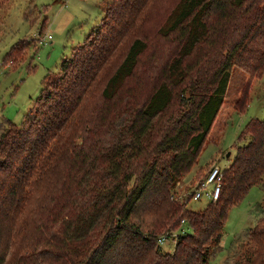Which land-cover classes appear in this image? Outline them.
Listing matches in <instances>:
<instances>
[{
	"label": "trees",
	"instance_id": "trees-1",
	"mask_svg": "<svg viewBox=\"0 0 264 264\" xmlns=\"http://www.w3.org/2000/svg\"><path fill=\"white\" fill-rule=\"evenodd\" d=\"M152 2L107 3L86 41L46 74L25 125L7 121L0 264H209L230 208L252 186L264 192V119H251L222 171L218 199L193 211L185 204L192 191L174 196L231 69L249 79L239 112L250 81L264 73V0H179L150 35ZM256 210L235 264H264V204ZM174 232L173 250H163L158 239Z\"/></svg>",
	"mask_w": 264,
	"mask_h": 264
},
{
	"label": "rangeland",
	"instance_id": "rangeland-1",
	"mask_svg": "<svg viewBox=\"0 0 264 264\" xmlns=\"http://www.w3.org/2000/svg\"><path fill=\"white\" fill-rule=\"evenodd\" d=\"M111 1L0 0V134L7 121L19 127L25 125V115L39 95L46 74L56 73L60 59L70 55L72 46L86 41L84 37L99 23L102 9L104 11ZM178 1L153 0L144 32L154 35ZM122 55L113 57L115 64L113 66V60L109 73ZM230 74L224 101L196 163L174 187V196L178 200L189 196L203 181L211 165L216 164L220 169L227 167L236 146L241 144L238 137L247 122L264 119V73L250 81L247 103L240 112L236 102L240 106L248 75L238 67H233ZM245 142L246 139L242 143ZM208 202L203 197L200 200L189 199L185 204L187 208L198 211ZM258 203L264 204V192L261 187L252 186L243 200L230 208L220 239L221 248L209 257V264H223L224 260L235 264L243 258L241 250L235 251L244 241L246 230L254 227L259 219ZM181 230L191 232L187 225H182ZM174 239L173 236L166 239L161 244L162 249L172 251Z\"/></svg>",
	"mask_w": 264,
	"mask_h": 264
},
{
	"label": "built area",
	"instance_id": "built-area-1",
	"mask_svg": "<svg viewBox=\"0 0 264 264\" xmlns=\"http://www.w3.org/2000/svg\"><path fill=\"white\" fill-rule=\"evenodd\" d=\"M222 171L218 165L213 164L210 166L209 170L206 172V175L191 192L190 199L200 200L203 197H206L208 200L215 201L218 199L220 190H221V181H222ZM183 222V221H182ZM183 232L182 230H180ZM175 237L176 234L172 233L171 237ZM166 236H161L158 239V243L162 244L166 240Z\"/></svg>",
	"mask_w": 264,
	"mask_h": 264
}]
</instances>
